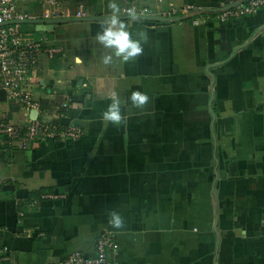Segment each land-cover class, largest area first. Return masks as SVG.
I'll return each mask as SVG.
<instances>
[{
  "label": "crops",
  "instance_id": "1",
  "mask_svg": "<svg viewBox=\"0 0 264 264\" xmlns=\"http://www.w3.org/2000/svg\"><path fill=\"white\" fill-rule=\"evenodd\" d=\"M22 1L33 17L23 29L59 49L41 56L34 92L50 120L83 136L14 151L0 137V248L11 264L92 255L104 234L120 246L115 264H264V10L220 23L205 18L227 0H65L70 16L45 18L42 0L37 12ZM113 2L148 39L135 60L106 66L95 36ZM133 6L149 14L133 20L123 12ZM135 90L150 97L143 108ZM113 93L120 125L102 118ZM0 97V123L28 121ZM112 211L123 228L109 224Z\"/></svg>",
  "mask_w": 264,
  "mask_h": 264
},
{
  "label": "built area",
  "instance_id": "2",
  "mask_svg": "<svg viewBox=\"0 0 264 264\" xmlns=\"http://www.w3.org/2000/svg\"><path fill=\"white\" fill-rule=\"evenodd\" d=\"M65 0H42L48 6L45 18H64L70 16ZM226 8L207 21L216 20L227 23L232 20L246 18L264 10V0H227ZM45 6V7H46ZM62 7V9H60ZM135 8L138 17L149 14L147 8ZM123 12L128 14V9ZM83 10L77 12L78 17H84ZM20 6V0H0V91L7 100L21 106L28 112L25 124L4 121L0 123V137L7 151L29 150L33 146L49 140L70 142L83 136L82 128L77 124L66 127L50 120L48 111L34 92L37 71L43 54L54 58L59 49L45 44V39H35L32 32L23 29L22 21L31 19ZM201 19L202 22H206ZM195 25L200 24V17L193 19ZM34 114V115H33ZM120 251L119 244L109 235L98 238L95 252L86 255L74 252L53 264H115L114 256ZM0 264H11L10 253L0 248Z\"/></svg>",
  "mask_w": 264,
  "mask_h": 264
},
{
  "label": "clouds",
  "instance_id": "3",
  "mask_svg": "<svg viewBox=\"0 0 264 264\" xmlns=\"http://www.w3.org/2000/svg\"><path fill=\"white\" fill-rule=\"evenodd\" d=\"M111 12L102 25V30L97 32L95 39L109 50L102 56V63L111 66L115 61L127 63L135 60L143 54V44L147 41L148 35L146 31L133 32L128 23L122 22L120 19L121 9L116 3H110ZM128 15L136 20L139 13L135 8L128 9ZM79 62V58L77 59ZM131 103L134 107L143 108L150 102L147 93L135 90L130 96ZM110 103L107 109L102 113V118L106 122L115 125L126 123V117L122 113V100L118 94L113 93L110 96ZM109 224L121 229L124 227V218L115 211L109 214Z\"/></svg>",
  "mask_w": 264,
  "mask_h": 264
},
{
  "label": "rangeland",
  "instance_id": "4",
  "mask_svg": "<svg viewBox=\"0 0 264 264\" xmlns=\"http://www.w3.org/2000/svg\"><path fill=\"white\" fill-rule=\"evenodd\" d=\"M66 1H68V2H76V1H81V2L82 1H88L89 2L90 1L91 2L92 0H66ZM22 2H23V4H25V8H27L30 12H32V11L37 12L39 9L38 6L41 5L39 3V0H23ZM30 12H29V14H30ZM36 14H38V13H36Z\"/></svg>",
  "mask_w": 264,
  "mask_h": 264
},
{
  "label": "trees",
  "instance_id": "5",
  "mask_svg": "<svg viewBox=\"0 0 264 264\" xmlns=\"http://www.w3.org/2000/svg\"><path fill=\"white\" fill-rule=\"evenodd\" d=\"M197 13H199V12H189V14H187V16H182V15H179V17L181 16V18H183V17H185V18H183V19H186V17H188V18H190L191 19V17H193L194 15H197ZM217 13H219V12H217ZM120 19H121V21L122 22H125V19L124 18H121L120 17ZM163 20H166L165 18H163ZM163 20H161V21H163ZM168 21H174L175 19L173 18V19H171V20H169V19H167ZM0 99H1V97H0Z\"/></svg>",
  "mask_w": 264,
  "mask_h": 264
},
{
  "label": "water",
  "instance_id": "6",
  "mask_svg": "<svg viewBox=\"0 0 264 264\" xmlns=\"http://www.w3.org/2000/svg\"><path fill=\"white\" fill-rule=\"evenodd\" d=\"M34 115V114H33Z\"/></svg>",
  "mask_w": 264,
  "mask_h": 264
}]
</instances>
